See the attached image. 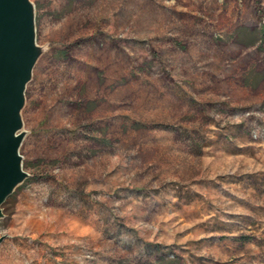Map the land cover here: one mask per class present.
Listing matches in <instances>:
<instances>
[{
  "label": "rangeland",
  "instance_id": "1",
  "mask_svg": "<svg viewBox=\"0 0 264 264\" xmlns=\"http://www.w3.org/2000/svg\"><path fill=\"white\" fill-rule=\"evenodd\" d=\"M32 1L0 264H264V0Z\"/></svg>",
  "mask_w": 264,
  "mask_h": 264
},
{
  "label": "water",
  "instance_id": "2",
  "mask_svg": "<svg viewBox=\"0 0 264 264\" xmlns=\"http://www.w3.org/2000/svg\"><path fill=\"white\" fill-rule=\"evenodd\" d=\"M36 30L32 0H0V218L5 201L30 176L20 148L26 89L42 53Z\"/></svg>",
  "mask_w": 264,
  "mask_h": 264
},
{
  "label": "trees",
  "instance_id": "3",
  "mask_svg": "<svg viewBox=\"0 0 264 264\" xmlns=\"http://www.w3.org/2000/svg\"><path fill=\"white\" fill-rule=\"evenodd\" d=\"M258 36H259L258 33H256V32L254 33L253 32L252 39L250 41H248L247 44H249V45L255 44L257 42L258 38H259ZM261 36H262L261 38L263 39L264 38V32H262ZM25 181H27V179ZM8 202H9V198L5 201V203L3 205V208H5V206L8 204Z\"/></svg>",
  "mask_w": 264,
  "mask_h": 264
}]
</instances>
